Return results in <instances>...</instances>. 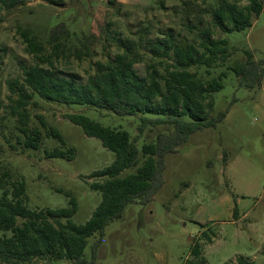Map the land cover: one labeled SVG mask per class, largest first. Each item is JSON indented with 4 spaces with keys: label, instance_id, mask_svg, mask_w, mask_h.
<instances>
[{
    "label": "rangeland",
    "instance_id": "obj_1",
    "mask_svg": "<svg viewBox=\"0 0 264 264\" xmlns=\"http://www.w3.org/2000/svg\"><path fill=\"white\" fill-rule=\"evenodd\" d=\"M157 1L26 0L11 10L0 5V177L6 174L9 184L25 181L29 208H67L74 198L77 212L71 220L81 225L90 220L101 202V193L91 188L98 180L91 175L110 166L115 154L98 139L87 137L67 114H86L133 137L139 133V118L61 105L36 96V104L30 107L31 126L42 129L45 136L37 119L42 115L61 131L65 143L44 137L39 150L25 148L19 142L22 136L16 118L7 109L8 81L35 63L22 32L29 31L46 44L51 28L64 22L73 36L70 46L78 44L77 38L83 34L94 38L93 56L58 65L62 75L86 82L95 73V63L106 62L109 53L115 52L105 41L109 23H113L112 31L124 37H136L141 26L147 25L154 27L153 37L158 31L172 32L192 41L199 31L211 26L212 11L220 0H165L164 8L156 5ZM261 1L260 16L253 17L246 30L224 33L214 29L215 38L228 40L232 53L215 69L216 74L228 73L224 88L213 96L211 116L229 109L225 119L216 128L194 133L177 153L166 155L163 186L151 201L129 206L121 219L106 227L96 264H264V76L259 88L249 89L240 86L235 73L227 70L229 64L245 61V51H251L256 61L264 60ZM247 4L248 0H239L240 6ZM135 67L144 74V64ZM163 130H146L138 145L155 141ZM55 148L67 155L48 159L45 152ZM69 149L74 150L73 158L68 157ZM132 171L126 170L124 175ZM97 238L87 239L85 256L89 260ZM195 244L198 256L193 253ZM50 264L70 262L53 260Z\"/></svg>",
    "mask_w": 264,
    "mask_h": 264
},
{
    "label": "trees",
    "instance_id": "obj_2",
    "mask_svg": "<svg viewBox=\"0 0 264 264\" xmlns=\"http://www.w3.org/2000/svg\"><path fill=\"white\" fill-rule=\"evenodd\" d=\"M26 0H0L1 7L11 10ZM114 4V1H110ZM156 5L164 8L165 0ZM263 1L248 0L245 6L239 0H220L212 11L211 26L202 29L192 41L172 32H157L154 27L141 26L136 37H124L112 31L109 23L105 41L115 52L106 62L95 63V73L86 82L74 75L64 76L58 68L61 62L72 58L82 61L93 56L94 38L83 34L74 42L64 22L57 23L44 44L29 31H23L26 50L35 63L23 67L22 75L8 81V112L17 121V130L25 148L39 150L44 137L64 144L61 131L50 126L38 115L41 127L31 126L30 107L37 96L48 102L67 106L88 107L111 112L117 116L139 118L138 135L133 137L124 129L105 126L83 113L65 117L80 126L85 135L98 139L102 146L115 154L113 163L95 171L91 177L98 181L91 188L102 195L98 207L85 224H75L71 218L77 212V203L71 198L69 207L59 209H31L27 205L26 183L0 177V264H50L67 260L70 264H96L106 227L121 219L125 210L134 204H146L163 186L165 157L177 153L194 133L216 128L228 110L211 116L214 94L224 88L227 71L215 73L232 53L226 38H215V28L224 33L241 32L252 26L253 17L260 16ZM245 61L227 66L235 73L240 86L259 88L264 76V60L256 61L251 51H245ZM2 54L0 53V68ZM144 64V74L135 67ZM155 128V141L138 145V139ZM48 159L65 157L57 148L46 151ZM74 150H68L73 158ZM133 170L124 175L126 170ZM237 212H235V215ZM97 236L92 246V257L87 259V239ZM205 236L210 239L207 233ZM194 255L200 254L197 244ZM238 264H249L241 261Z\"/></svg>",
    "mask_w": 264,
    "mask_h": 264
}]
</instances>
